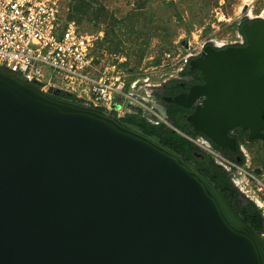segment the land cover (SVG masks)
I'll return each instance as SVG.
<instances>
[{"label": "water", "instance_id": "1", "mask_svg": "<svg viewBox=\"0 0 264 264\" xmlns=\"http://www.w3.org/2000/svg\"><path fill=\"white\" fill-rule=\"evenodd\" d=\"M242 33L189 61L203 85L164 98L229 151L236 128L264 141V20ZM56 94L0 66V264H264V235L196 163Z\"/></svg>", "mask_w": 264, "mask_h": 264}, {"label": "built area", "instance_id": "2", "mask_svg": "<svg viewBox=\"0 0 264 264\" xmlns=\"http://www.w3.org/2000/svg\"><path fill=\"white\" fill-rule=\"evenodd\" d=\"M68 11L63 0H0V66L14 70L45 92H63L76 102L118 118L142 115L150 122L170 126L167 117L155 108L159 104L154 95L156 89L172 80L169 71L184 62L177 69L180 76L189 61L198 58L207 45L217 49L246 45L240 29L242 21L233 36L211 34L205 41L189 47L185 56L169 50L155 72L157 83H154V72L141 75L124 69L125 56L116 57L110 63L99 58L95 50L103 33L84 32L75 20L68 19ZM255 19L264 20V15L248 20ZM184 136L225 169L229 166L241 175L246 173L201 137ZM241 184L244 188V181ZM259 205L264 216L262 202Z\"/></svg>", "mask_w": 264, "mask_h": 264}, {"label": "rangeland", "instance_id": "3", "mask_svg": "<svg viewBox=\"0 0 264 264\" xmlns=\"http://www.w3.org/2000/svg\"><path fill=\"white\" fill-rule=\"evenodd\" d=\"M164 1L152 0L139 9L137 0H83L89 11L72 13L84 32L103 33L95 50L99 58L110 63L125 56L128 61L124 69L141 75L154 72V83L165 52L185 56L189 47L205 41L209 35L233 36L240 22L264 15V0H176L172 6L167 4L171 0ZM80 4L77 0H63L69 14L72 6ZM102 8L105 12L100 11ZM183 66L181 62L169 71L172 79L180 77L177 69ZM241 152L245 163L238 166L247 174L241 175L229 166L225 170L240 192L259 208L262 202L264 209V143L256 142L249 148L242 145Z\"/></svg>", "mask_w": 264, "mask_h": 264}, {"label": "trees", "instance_id": "4", "mask_svg": "<svg viewBox=\"0 0 264 264\" xmlns=\"http://www.w3.org/2000/svg\"><path fill=\"white\" fill-rule=\"evenodd\" d=\"M77 1L80 3L82 2V4L77 5L76 7L72 6L70 14L68 15L69 20H75V16L73 15L75 11L78 13H87L89 11V7H87L85 4L83 5V0ZM150 1L152 0H137L136 5L139 7V9H141L144 8L145 5ZM173 3V1H167V4L170 6H172ZM100 11L105 12V9L102 8ZM249 21L250 20L245 19L242 22L240 26L241 31L242 25ZM113 23H116V20H114ZM124 65H127V62ZM182 74H191L188 65L185 67V70ZM175 83V81H170L164 84L162 87L158 88L154 94L156 99L164 104V107L167 110V120L170 123V126L162 122H150L142 115H128L121 119L139 126L146 134L156 136L164 145H170L176 150V152L182 154L187 160H191L196 163L200 170L216 184L218 189H220L225 194L226 198L232 203L233 207L243 217H245L249 223L252 224L255 230L264 235V216L262 215V209H260L253 201H251L249 198H246L245 195L240 192V190L234 185L229 172L225 170L223 166L219 165L211 155L207 154L184 136L187 135L192 138H197L200 136V134L194 132L187 123L186 117L189 113L188 110H185L182 107L176 106L174 104L166 103L164 101V97L169 96L174 92L176 88ZM56 96L60 98L67 97L73 101H77L74 97L63 92L57 93ZM234 130L237 132L236 139L239 146L244 145L249 148L256 142L264 143L262 140H248L247 133L240 130L239 128ZM213 146L231 162L240 166L244 165L245 158L239 147L237 153H230L226 149H221L215 145Z\"/></svg>", "mask_w": 264, "mask_h": 264}, {"label": "flooded vegetation", "instance_id": "5", "mask_svg": "<svg viewBox=\"0 0 264 264\" xmlns=\"http://www.w3.org/2000/svg\"><path fill=\"white\" fill-rule=\"evenodd\" d=\"M184 70H185V68L183 69L182 73L184 72ZM170 81H175L176 82L175 83V87L176 88H175V90H174L173 93H171L169 96H166L164 98H167V97H175V96H178V95H181V94H186V93L189 92L190 87H192V86H200V85H203L204 84V82L202 81V78L200 77L199 73L198 72H195V71H191V74H189V75L180 74V77L179 78L174 79V80L172 79ZM170 81H168V82H170ZM157 102H158V104H159L160 107L165 108L164 107V104L161 101L157 100ZM165 102L166 103H169L167 101H165ZM198 103H199V101L196 102V105ZM169 104H172V103H169ZM188 111H189L188 115H190L192 113V110L191 109H188ZM231 133H232V136L236 138L237 132L235 130H232ZM247 139H248V133H247ZM237 143H238V141H237ZM241 146L242 145L239 146V144H238V147H239L240 150H241ZM212 147L214 148V146H212ZM229 152L230 153H237L238 152V148H237L236 151H229Z\"/></svg>", "mask_w": 264, "mask_h": 264}]
</instances>
